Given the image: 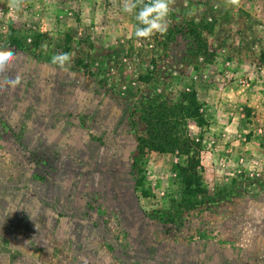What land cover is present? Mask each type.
Instances as JSON below:
<instances>
[{
    "label": "rangeland",
    "instance_id": "rangeland-1",
    "mask_svg": "<svg viewBox=\"0 0 264 264\" xmlns=\"http://www.w3.org/2000/svg\"><path fill=\"white\" fill-rule=\"evenodd\" d=\"M255 1L175 0L167 31L142 39L124 0H0V50L18 57L0 76V264H264ZM33 27L48 34L38 56L4 44ZM62 52L66 72L51 63ZM190 90L202 127L180 109ZM159 105L202 167L195 205L173 203L184 156L137 154L140 116Z\"/></svg>",
    "mask_w": 264,
    "mask_h": 264
},
{
    "label": "trees",
    "instance_id": "trees-1",
    "mask_svg": "<svg viewBox=\"0 0 264 264\" xmlns=\"http://www.w3.org/2000/svg\"><path fill=\"white\" fill-rule=\"evenodd\" d=\"M47 35L46 31H40L39 28L34 27L24 35H17L14 29L9 28L4 44L9 48L23 50L36 57L38 56L37 50L46 41ZM190 35L196 44L195 53L203 58L201 44H198L199 36L195 34L194 30H190ZM180 96L182 98L180 109L183 114L186 117H191L198 127H202L205 122L198 112L199 105L195 92L193 90L183 91ZM164 111L165 108L159 105L142 112L140 119L144 124V133L136 136V151L140 157L146 153L174 154L175 152L184 156V164L176 167L181 179L182 193L179 199L173 203H177L178 206H192L197 203L198 197L205 193L202 185V167L199 165L197 155L192 152L191 143L177 134L175 123L171 121V116Z\"/></svg>",
    "mask_w": 264,
    "mask_h": 264
},
{
    "label": "clouds",
    "instance_id": "clouds-1",
    "mask_svg": "<svg viewBox=\"0 0 264 264\" xmlns=\"http://www.w3.org/2000/svg\"><path fill=\"white\" fill-rule=\"evenodd\" d=\"M175 0H124L123 10L133 13L137 9L135 19L138 24L135 36L142 39H150L154 34H164L168 28V17L172 11ZM231 5L239 6L240 0H228ZM25 0H10V6L19 11L23 8ZM73 53L62 52L51 57V63L57 65L61 70L68 71L73 58ZM17 54L11 50H0V76H3L17 60ZM22 83V77L5 79V85L15 89Z\"/></svg>",
    "mask_w": 264,
    "mask_h": 264
},
{
    "label": "crops",
    "instance_id": "crops-1",
    "mask_svg": "<svg viewBox=\"0 0 264 264\" xmlns=\"http://www.w3.org/2000/svg\"><path fill=\"white\" fill-rule=\"evenodd\" d=\"M256 3H254L253 4V7L252 8H250V9H252V10H250V11H253L254 10V14L256 15L255 17L257 18V20H259V18H260V16H261V12L263 11V9L261 8V5H259L258 3L260 2H258V0H256L255 1ZM217 21V20H216ZM222 22H224L225 23V26L226 27H224L225 28V30H227V24L229 23V22H231L228 18H224V19H222ZM239 27V26H238ZM237 27V28H238ZM239 29V28H238ZM225 63H227V62H225ZM229 64V63H228ZM202 74H204V73H202ZM201 73H200V75H202ZM232 98H233V96H231ZM222 98L225 100H228V98L230 99V95H229V93H228V91H226V89L224 88V89H222ZM237 99V98H236Z\"/></svg>",
    "mask_w": 264,
    "mask_h": 264
},
{
    "label": "built area",
    "instance_id": "built-area-1",
    "mask_svg": "<svg viewBox=\"0 0 264 264\" xmlns=\"http://www.w3.org/2000/svg\"><path fill=\"white\" fill-rule=\"evenodd\" d=\"M257 39L259 44L263 47L264 50V11L261 12L259 23L257 25ZM238 84L240 85V87H246L248 85L246 80H239Z\"/></svg>",
    "mask_w": 264,
    "mask_h": 264
}]
</instances>
